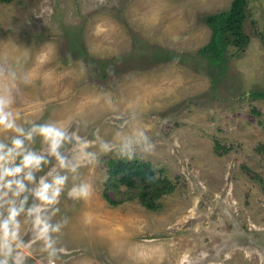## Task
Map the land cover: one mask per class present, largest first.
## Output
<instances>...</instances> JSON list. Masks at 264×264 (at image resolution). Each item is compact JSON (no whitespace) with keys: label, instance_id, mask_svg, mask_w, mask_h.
Here are the masks:
<instances>
[{"label":"rangeland","instance_id":"rangeland-1","mask_svg":"<svg viewBox=\"0 0 264 264\" xmlns=\"http://www.w3.org/2000/svg\"><path fill=\"white\" fill-rule=\"evenodd\" d=\"M232 1L0 2V67L16 64L28 81L12 86L11 118L75 129L97 153L76 173L87 197L68 195L72 173L62 186L56 258L18 217L27 264H264V97L252 94L264 92V0H248L243 49L229 46L223 64L201 50L206 18ZM133 127L153 144L133 157L175 184L157 210L136 189L108 186L119 156L98 145ZM15 135L0 125V141ZM24 146L47 155L40 135ZM47 158L30 187L67 171Z\"/></svg>","mask_w":264,"mask_h":264},{"label":"clouds","instance_id":"clouds-1","mask_svg":"<svg viewBox=\"0 0 264 264\" xmlns=\"http://www.w3.org/2000/svg\"><path fill=\"white\" fill-rule=\"evenodd\" d=\"M21 76L28 82L26 73L18 71V65L0 67V125L18 134L12 137L10 143L0 141V264H27V256L21 250L25 244L18 218L21 213L24 214V223L28 225L25 234L30 233L34 240L42 241L41 250L48 257L56 258L59 255L62 249L57 247V236L54 234L59 233L67 221L54 222L52 217L59 211L55 205L62 186L72 173L73 184L68 195L74 199L87 197L90 184L85 180L76 182V173L82 160H97V153L90 150L89 141L75 129L47 123H33L26 129L16 124L7 108L12 102V86ZM36 135L47 142V155L24 146L26 140ZM98 147L103 152H113L128 159L134 155L145 156L153 150L150 137L139 127H133L129 132H117L115 142L101 140ZM65 148L67 154L63 151ZM49 156L55 157L59 167L67 171L49 172L50 180L41 176L38 183L30 187L29 182L36 181L34 170H39L42 162L48 163ZM29 194L35 203H28Z\"/></svg>","mask_w":264,"mask_h":264},{"label":"trees","instance_id":"trees-1","mask_svg":"<svg viewBox=\"0 0 264 264\" xmlns=\"http://www.w3.org/2000/svg\"><path fill=\"white\" fill-rule=\"evenodd\" d=\"M10 1L12 0H0V2ZM247 9L248 0H233L227 10L211 14L206 18V23L212 30V35L210 41L201 50L208 53L215 63L223 64L229 46L243 49L249 43L250 38L244 29L248 19ZM252 94L264 97V92H253ZM123 185L128 189H136L135 197L150 210H157L160 206L159 200L161 197L172 192L175 188V184L171 179L158 176L150 163L137 157L113 159L108 186L118 187ZM108 199L110 200V198ZM110 201L120 203L119 200Z\"/></svg>","mask_w":264,"mask_h":264}]
</instances>
